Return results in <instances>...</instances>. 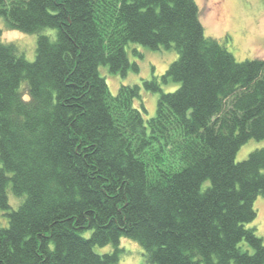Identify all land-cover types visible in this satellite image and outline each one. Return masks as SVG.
I'll return each mask as SVG.
<instances>
[{
	"label": "trees",
	"instance_id": "16d2710c",
	"mask_svg": "<svg viewBox=\"0 0 264 264\" xmlns=\"http://www.w3.org/2000/svg\"><path fill=\"white\" fill-rule=\"evenodd\" d=\"M0 17L36 34L29 61L0 29V264H116L121 237L142 264H264L246 227L264 147L235 160L264 139V59L207 36L195 0H0ZM131 44L177 53L142 80L148 118L140 85L113 94L101 72L138 71Z\"/></svg>",
	"mask_w": 264,
	"mask_h": 264
},
{
	"label": "rangeland",
	"instance_id": "374dc122",
	"mask_svg": "<svg viewBox=\"0 0 264 264\" xmlns=\"http://www.w3.org/2000/svg\"><path fill=\"white\" fill-rule=\"evenodd\" d=\"M195 2L198 6L199 20L207 36L217 39L239 61L264 59V0H195ZM0 29L3 42L13 43L18 53L23 54L29 61L34 60L35 33H25L9 28L2 17H0ZM53 31L44 29L42 33L52 34ZM132 48H136L141 56L132 53ZM128 56L131 62L135 61L138 64V71L129 70L125 76H121L110 74L107 68L103 67L101 72L106 77L109 90L113 94L116 93L120 84L140 85L141 100L146 108L144 117L148 118L155 113L158 92L145 90L142 80L153 77L159 80L160 75L176 59L177 53L174 49H150L139 44H131L128 48ZM174 85L170 87L161 85V88L163 91L172 90ZM262 147H264V139H249L238 149L235 160L241 161L251 151ZM22 199L8 192V201L12 208H16ZM253 207L256 210V217L247 223L246 227L253 228L264 243V196H257ZM5 225H7V218L0 211V226ZM119 247L121 253L116 264L145 263L144 251L137 241L121 237ZM112 250L111 244L95 247V251L99 253Z\"/></svg>",
	"mask_w": 264,
	"mask_h": 264
},
{
	"label": "snow or ice",
	"instance_id": "6c2138e0",
	"mask_svg": "<svg viewBox=\"0 0 264 264\" xmlns=\"http://www.w3.org/2000/svg\"><path fill=\"white\" fill-rule=\"evenodd\" d=\"M26 99H27V97H26Z\"/></svg>",
	"mask_w": 264,
	"mask_h": 264
}]
</instances>
